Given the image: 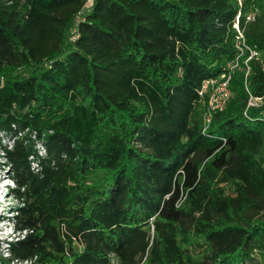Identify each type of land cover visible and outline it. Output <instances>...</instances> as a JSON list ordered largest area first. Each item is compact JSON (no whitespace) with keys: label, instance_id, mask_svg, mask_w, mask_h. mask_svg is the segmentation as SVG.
<instances>
[{"label":"trees","instance_id":"1","mask_svg":"<svg viewBox=\"0 0 264 264\" xmlns=\"http://www.w3.org/2000/svg\"><path fill=\"white\" fill-rule=\"evenodd\" d=\"M85 1L0 0L17 232L0 264L264 257V0H92L76 23ZM237 16L259 58L205 124L198 91L235 57Z\"/></svg>","mask_w":264,"mask_h":264},{"label":"built area","instance_id":"2","mask_svg":"<svg viewBox=\"0 0 264 264\" xmlns=\"http://www.w3.org/2000/svg\"><path fill=\"white\" fill-rule=\"evenodd\" d=\"M92 5V0H86L85 4L81 8V10L78 11L75 22L78 23L79 20L82 19V16L85 12L89 11ZM248 18H252V16H248ZM234 28L236 30V36L234 38V45L236 51V55L233 59L227 61L224 66H222V72L217 77H211L208 79H205L202 81L200 89H199V95H207V111L204 114V123L207 124L211 117V111L215 110H222L227 100L229 99L231 91L229 88V83L231 79V75L233 70L238 66L239 61L241 57L248 52V56L245 63L250 58H259V51L251 45H249L245 40V35L243 34V31L238 26V16L236 17ZM76 27H73L70 33V39L74 40L76 37ZM261 97H255L251 98L249 100L250 104H254L257 101H260ZM39 153L42 154L43 148L39 144Z\"/></svg>","mask_w":264,"mask_h":264},{"label":"rangeland","instance_id":"3","mask_svg":"<svg viewBox=\"0 0 264 264\" xmlns=\"http://www.w3.org/2000/svg\"><path fill=\"white\" fill-rule=\"evenodd\" d=\"M1 80L2 78H0V81ZM2 161L3 159L1 158V153H0V177L4 175H8V178L2 179V181H0V253L2 255H6L7 242L16 239L14 234L10 233L11 225L8 222H6V218L14 213L12 210L14 209V205L16 204V201L15 199L11 198L10 196L8 197V195L5 194L7 193L6 192L7 185H5L4 182L9 180L10 183L12 182L10 179L11 172L9 171L8 166L4 165ZM263 261H264V257L262 255L259 256L257 255V257L253 259V261L252 260L247 261L245 264H261ZM111 262L114 263L115 260Z\"/></svg>","mask_w":264,"mask_h":264},{"label":"clouds","instance_id":"4","mask_svg":"<svg viewBox=\"0 0 264 264\" xmlns=\"http://www.w3.org/2000/svg\"><path fill=\"white\" fill-rule=\"evenodd\" d=\"M10 181V180H9ZM11 182L12 183H10V184H8L7 186H11V187H13L14 186V184H13V181L11 180ZM6 186V187H7ZM7 194V193H6ZM9 196V195H8ZM7 222V221H6ZM10 225H11V228L13 229V233L12 234H14V236L16 237V235H17V232L14 230V228H13V225H12V223L11 222H8Z\"/></svg>","mask_w":264,"mask_h":264}]
</instances>
